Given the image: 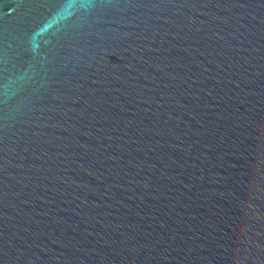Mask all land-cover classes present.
Returning a JSON list of instances; mask_svg holds the SVG:
<instances>
[{
  "label": "water",
  "instance_id": "water-1",
  "mask_svg": "<svg viewBox=\"0 0 264 264\" xmlns=\"http://www.w3.org/2000/svg\"><path fill=\"white\" fill-rule=\"evenodd\" d=\"M0 264H264V0H0Z\"/></svg>",
  "mask_w": 264,
  "mask_h": 264
}]
</instances>
